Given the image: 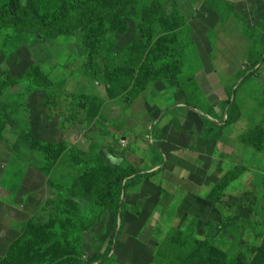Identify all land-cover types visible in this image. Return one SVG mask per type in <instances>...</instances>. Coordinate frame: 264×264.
<instances>
[{"label":"rangeland","instance_id":"rangeland-1","mask_svg":"<svg viewBox=\"0 0 264 264\" xmlns=\"http://www.w3.org/2000/svg\"><path fill=\"white\" fill-rule=\"evenodd\" d=\"M27 1L51 23L87 0ZM234 1H130L114 24L43 42L0 28V198L10 219L15 207L24 214L23 234L63 231L80 242L82 264H152L167 240L182 264H264V0ZM149 75L157 79L144 84ZM229 101L241 119L225 126ZM166 117L179 124L178 157L151 142L148 122ZM124 162L136 170L112 210L84 208L105 177L127 174ZM8 248L3 257L18 264L71 260L25 261Z\"/></svg>","mask_w":264,"mask_h":264},{"label":"trees","instance_id":"trees-1","mask_svg":"<svg viewBox=\"0 0 264 264\" xmlns=\"http://www.w3.org/2000/svg\"><path fill=\"white\" fill-rule=\"evenodd\" d=\"M132 2V7L139 3L141 0H87L81 3H71L62 6L58 9L53 22L48 23L33 7V5L27 1L22 0L19 5L14 7H0V28L11 29L13 31H23L33 36L36 42L46 41L57 36H72L77 32H83L85 36H88L89 29L92 25L98 24H114L120 21L124 16L123 13L129 9V2ZM126 16V15H125ZM263 56L258 59V63L263 61ZM172 70L171 72H173ZM29 72V71H28ZM35 72V71H34ZM170 72V73H171ZM31 70L28 74H32ZM46 77L44 74H34V76ZM31 76V77H32ZM35 76V77H36ZM160 77H173L171 74L168 76ZM157 79L153 75H149L144 79V84H148L150 81ZM162 79V78H159ZM195 79L191 81V85L196 86ZM35 82L38 83L35 78ZM196 88V87H195ZM195 91V90H194ZM194 93V92H193ZM192 92H184V99L190 97ZM235 102V101H234ZM232 101H229V109L231 116L228 112V117L223 124L225 126H231L237 123L241 119V113L237 108L238 105ZM192 108H199L196 102L185 101L183 103ZM237 110V111H236ZM237 113V114H236ZM219 125V124H218ZM1 131V128H0ZM120 167L127 169V174L119 170L115 173H111L107 178L105 177L102 182L101 190H99L95 197L96 203L90 201L86 203L80 202L81 206L88 210H92V204L100 207L103 211H110L113 208V201L121 193L122 184L125 179L135 173V168L128 164L122 163ZM229 173L226 177H229ZM99 176V174H96ZM155 175L152 173L150 178ZM91 178H94V174H91ZM224 182L226 183V181ZM224 182L218 184L216 187L220 189ZM215 187V188H216ZM220 191V190H216ZM217 194V193H216ZM215 194V195H216ZM93 201V200H92ZM75 210V207L72 208ZM93 226V223H89L84 230H89ZM209 229L214 236L218 237L221 232V227H216L215 224L209 223ZM60 235L55 233H45L41 231L37 235L30 233L22 234L20 239L14 241L8 248L9 253H18V257L22 253H25V261H29L33 258L36 262H43L45 259L54 258H71L65 264H82L78 258V250L80 251V242L73 243V239H69L68 235L64 238L62 236L63 231H59ZM78 249V250H77ZM155 257L152 264H182V255L178 252V249H174L171 245V241L167 240L163 244L157 245ZM93 261V260H91ZM89 262L88 264H96V261ZM48 263V262H46ZM0 264H18L14 258L11 259L7 254L0 259ZM84 264V263H83Z\"/></svg>","mask_w":264,"mask_h":264},{"label":"crops","instance_id":"crops-1","mask_svg":"<svg viewBox=\"0 0 264 264\" xmlns=\"http://www.w3.org/2000/svg\"><path fill=\"white\" fill-rule=\"evenodd\" d=\"M200 29L204 30V28H200ZM201 32H202V30H201ZM201 32L200 33L197 32V36L199 38L197 41L198 42H206L207 40H209V38L207 36L203 35L204 32L203 33H201ZM204 47H207V45ZM201 50H202V48H201ZM203 63L205 66H207L204 61H203ZM202 79H204L205 81L212 82L211 74H210V77H209V75H203L202 74ZM180 105H184V104L181 103ZM177 107L180 110V108H179L180 106L178 105ZM178 111L172 110V111H170V114L172 116H175V112H176L180 116H182L183 118L184 117L186 118V116H190V114H191V113H184L182 110L179 112ZM191 117H193L192 114H191ZM180 121L184 122V123H180L183 125H185L187 122H189L187 119H180ZM148 123H149L150 127L152 125V136H150L151 142L156 144L159 151H161V149L170 148L171 155H175L176 157H178L177 154H179L180 151H182V150H180L181 146L179 145V142L182 139V136H181V133L179 132V130H176V129H178L179 124H174L173 122L169 123V119H167V117L165 119H161V120H159V119H156L153 121L151 120ZM172 134H175V135L179 134L177 139H176L177 141H174V142L171 141ZM183 151H188V150H186V148H184ZM176 168L179 169L178 167H176ZM156 169H157V167H153L151 169V171L156 172V174L153 175L152 178H150L151 179L150 181L155 180V177L157 175H159L160 172H162V170L157 171ZM164 170H167V168H165ZM179 174H180V171L178 173H175V171H172L170 173V175L168 176V178L171 179V176H172L173 178H178L177 180H179ZM164 178H166V176ZM141 186L142 185H140V188H141ZM131 194L133 196L135 194V191L132 192ZM136 195H137V193H136ZM138 197H141V196H138ZM6 207H7L6 203L3 202V200L0 198V258H2L5 254V252H3V250L6 251L8 246L12 242H14V240L19 238L21 236V234L24 233L25 221L27 220V219H23L22 216L24 214H21V211L18 210L17 207H15L16 209H14L15 214L17 216H19L20 218H22L23 221L21 219L15 220L16 218H18L15 215L13 216L14 219H10L8 214H11L12 212L11 211L7 212ZM142 211L144 212V209Z\"/></svg>","mask_w":264,"mask_h":264}]
</instances>
